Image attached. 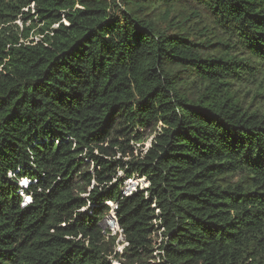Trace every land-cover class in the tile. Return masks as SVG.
<instances>
[{"label":"trees","instance_id":"obj_1","mask_svg":"<svg viewBox=\"0 0 264 264\" xmlns=\"http://www.w3.org/2000/svg\"><path fill=\"white\" fill-rule=\"evenodd\" d=\"M114 260L264 264V0H0V264Z\"/></svg>","mask_w":264,"mask_h":264},{"label":"rangeland","instance_id":"obj_2","mask_svg":"<svg viewBox=\"0 0 264 264\" xmlns=\"http://www.w3.org/2000/svg\"><path fill=\"white\" fill-rule=\"evenodd\" d=\"M118 129H119V127H118ZM159 129H160V124L153 126V127H150V128H147L143 131V137L141 139L131 141V144L134 147H136V153L141 152V150L144 151L145 148H147L151 145L152 138L155 136L156 130H159ZM113 135L117 136V139L121 140L122 142L127 141L128 136L120 135L119 133H117L115 131H114ZM120 175H122V177H124L125 174L123 172H121ZM131 182H135V184L133 185V183H131ZM126 185H128L129 188H131V189L133 188L134 191H136L138 189H143V188L148 187L150 185V182L146 177H142L139 174H135L130 180H129V178H127L124 181L123 186L126 187ZM110 206H111V212L108 216H106V218L107 217L108 218L107 219L105 218L106 224H103L105 221V219H104L102 222V225L104 228H107V227L110 228L112 230V234H116V233L119 234L116 242H117V250L121 251L123 249V247L125 246L124 236L122 235L118 221L116 220L117 222H115V220H114L116 218V213L114 211L115 205H110ZM111 216H113V218ZM114 262H115V264H120V262L117 260H114Z\"/></svg>","mask_w":264,"mask_h":264},{"label":"built area","instance_id":"obj_3","mask_svg":"<svg viewBox=\"0 0 264 264\" xmlns=\"http://www.w3.org/2000/svg\"><path fill=\"white\" fill-rule=\"evenodd\" d=\"M131 178H129V180H130ZM134 192V189L132 188H129V186L128 185H126V187L125 186H122V195L123 196H127V195H130V194H132ZM109 205H115V208L117 207V203H114V202H111V201H108L107 202Z\"/></svg>","mask_w":264,"mask_h":264},{"label":"water","instance_id":"obj_4","mask_svg":"<svg viewBox=\"0 0 264 264\" xmlns=\"http://www.w3.org/2000/svg\"><path fill=\"white\" fill-rule=\"evenodd\" d=\"M112 218H113V216H111ZM115 220V222H117L116 220H117V216H116V218L114 219Z\"/></svg>","mask_w":264,"mask_h":264}]
</instances>
